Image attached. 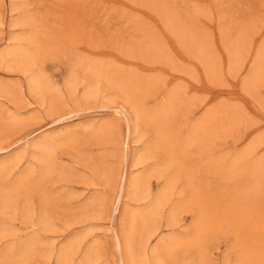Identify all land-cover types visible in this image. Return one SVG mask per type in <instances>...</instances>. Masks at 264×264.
I'll return each instance as SVG.
<instances>
[{
  "label": "rangeland",
  "instance_id": "1",
  "mask_svg": "<svg viewBox=\"0 0 264 264\" xmlns=\"http://www.w3.org/2000/svg\"><path fill=\"white\" fill-rule=\"evenodd\" d=\"M0 61V264H264V0H0Z\"/></svg>",
  "mask_w": 264,
  "mask_h": 264
},
{
  "label": "bare ground",
  "instance_id": "2",
  "mask_svg": "<svg viewBox=\"0 0 264 264\" xmlns=\"http://www.w3.org/2000/svg\"><path fill=\"white\" fill-rule=\"evenodd\" d=\"M2 58V57H1ZM2 62H3V59H2ZM0 63H1V61H0ZM98 68V67H97ZM99 69V68H98ZM97 69V70H98ZM94 70H96L95 68H94ZM98 72V71H97ZM105 73V72H104ZM36 88V87H35ZM41 88V87H40ZM33 92V91H32ZM114 109H116V107L114 108ZM117 110V109H116ZM117 112V111H116ZM136 113H138V112H136ZM130 115H133V114H128V116L126 117V120H127V123L129 124V126H130V131L129 132H131L132 131V133H134L135 131H136V129H135V125L133 124V121H134V118L132 117V116H130ZM135 116V115H134ZM136 116H138V115H136ZM70 117H72V116H69L68 115V117H66V116H64V118L63 117H61L60 118V120H66V119H69ZM138 120V119H137ZM135 123V122H134ZM136 124V123H135ZM137 128V127H136ZM128 129V128H127ZM128 134V133H127ZM132 135V134H131ZM129 137V136H128ZM52 140H53V137L52 138H48V139H42V140H40V141H35L34 142V144L32 145V146H34V147H43V144H45L46 142H47V144H45V145H48V143L49 142H51L52 143ZM128 140H129V138H128ZM178 140V139H177ZM53 142H54V140H53ZM128 144V143H127ZM125 145H126V142H125ZM28 146V145H27ZM125 147V146H124ZM46 149V148H45ZM130 148L127 146V150H129ZM125 150V149H124ZM145 152V150H142L141 152L140 151H138L136 154H135V156L134 157H136V158H134L133 157V155H132V157L134 158V160H133V165L135 164V165H137V164H142L144 161H145V159H146V154L145 153H149L148 152V150L146 149V152ZM124 161V160H123ZM10 164V163H9ZM3 165H5V164H3ZM7 165V164H6ZM122 166V165H121ZM2 169V168H1ZM126 170H127V168H126ZM119 173H121V171L119 172ZM129 173H131V171H129ZM119 175V174H118ZM122 175V174H121ZM130 175V174H129ZM118 177V176H117ZM120 180H122V183L126 186V184H127V188L129 189V191H127V193L128 192H130V193H132L133 194V196L135 197V198H138V201L140 200V201H142L144 198H146L147 196H149V195H151V189H150V186L148 185V183L146 184L145 183V185L143 184V181H142V179H141V177L140 176H138V175H132V176H128L127 174H123V176L122 177H120ZM114 181V180H113ZM116 181V180H115ZM117 182H118V180H117ZM168 182V181H167ZM114 183V182H113ZM119 184H120V182H119ZM169 184V183H168ZM167 184V185H168ZM151 185V184H150ZM122 187L124 188V186L122 185ZM170 187V186H169ZM117 188V187H116ZM118 188H119V186H118ZM119 190V189H118ZM11 191V190H10ZM114 191H115V189H114ZM119 194V193H118ZM167 194H169V189H168V186H166L165 185V187H161V188H159L158 189V191L155 193V195H151L152 197L150 198V208L152 209V211H153V209L155 210L156 208H158V207H160L161 208V204L163 203L164 204V200H165V197H166V195ZM122 195H123V193H122ZM122 195H121V197L120 198H122ZM119 198V197H118ZM140 198H142V200L140 199ZM148 198V197H147ZM149 198H148V200H149ZM124 200V199H123ZM147 200V199H146ZM144 201V200H143ZM166 201V200H165ZM121 202V199H118V201L115 203V206L116 205H118L119 203ZM167 202V201H166ZM128 206V205H127ZM149 207V206H148ZM150 208H148L149 210H150ZM86 209V207L84 208V210ZM147 209V208H146ZM159 209V208H158ZM115 210V209H114ZM157 211V210H156ZM156 213L157 212H155V216H156ZM148 214H150V211H149V213ZM136 215V214H135ZM134 216V215H133ZM153 216V215H152ZM135 217V216H134ZM140 217H142V216H139V218ZM149 217V216H148ZM147 217V218H148ZM146 218V219H147ZM173 222V221H172ZM141 223V222H140ZM138 225V224H137ZM173 225V224H172ZM122 229V228H121ZM121 231H123V230H121ZM151 231H152V229H151ZM117 233V232H116ZM155 233V232H154ZM1 234V233H0ZM117 235V234H116ZM152 237L151 236H146V239H147V242H149L150 241V239H151ZM173 239V238H172ZM116 241H117V243H118V249L120 250V254L121 255H119V256H121V258H119V259H121V264H136V262H138L137 260L138 259H136V252H139V247L140 246H138L137 244H136V242H135V237L132 235V234H128V235H126L124 232H122V234L120 235V238L118 237L117 239H116ZM174 241V239L173 240H171V238H170V241H159L158 242V244L152 249V251L154 252V254H156V256H159L163 251H165L166 249H168L167 247H168V245H169V243L171 242V243H175V242H173ZM70 244V243H69ZM72 244V243H71ZM67 246H68V244H67ZM70 246H72V245H69L68 246V248H72V247H70ZM73 247H74V245H73ZM74 249V248H73ZM27 250V249H26ZM66 250H68V249H66ZM72 250V249H71ZM62 251H63V248H62ZM65 251V250H64ZM66 252V251H65ZM64 252V253H65ZM69 252V251H68ZM119 252V251H118ZM60 253V252H59ZM63 252H61V254H62ZM63 253V254H64ZM91 254V253H90ZM69 255V254H68ZM68 255H67V253H66V255H62L63 257H68ZM137 255H138V253H137ZM89 256V255H88ZM87 256V257H88ZM59 257H61V256H59ZM90 258V257H89ZM88 258V259H89ZM64 260H66V259H64ZM63 260V261H64ZM91 259H89V262L87 263V264H89V263H91V261H90ZM136 261V262H135Z\"/></svg>",
  "mask_w": 264,
  "mask_h": 264
}]
</instances>
